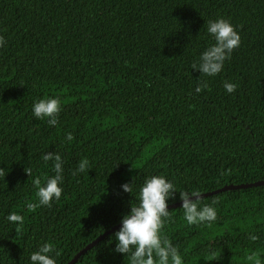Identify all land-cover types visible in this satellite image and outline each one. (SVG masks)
<instances>
[{"label": "trees", "instance_id": "16d2710c", "mask_svg": "<svg viewBox=\"0 0 264 264\" xmlns=\"http://www.w3.org/2000/svg\"><path fill=\"white\" fill-rule=\"evenodd\" d=\"M218 18L240 46L207 77L190 65L214 43L206 27ZM0 36V264H30L44 242L67 263L120 223L151 175L176 185L169 204L179 191L264 181V0H0ZM48 97L60 101L56 126L32 116ZM46 152L64 160L63 192L29 210L33 181L54 174ZM84 158L89 170L73 176ZM212 201L211 225L168 207L162 234L183 264H264V184L200 197ZM13 212L22 225L7 221ZM119 227L72 264H127L114 251Z\"/></svg>", "mask_w": 264, "mask_h": 264}, {"label": "clouds", "instance_id": "9594fccd", "mask_svg": "<svg viewBox=\"0 0 264 264\" xmlns=\"http://www.w3.org/2000/svg\"><path fill=\"white\" fill-rule=\"evenodd\" d=\"M206 33L214 43L209 44L190 67L194 71L198 70L199 74L215 77L223 70L225 61L231 57L232 52L240 46V35L230 21L224 18L208 21ZM5 45L4 37L0 36V47ZM204 87H207L206 83L198 85L195 92L200 93ZM223 88L227 94H232L237 85L225 81ZM60 111V101L53 97L35 100L31 106L32 116L37 120L46 119L47 124L51 126H56ZM73 139L71 132L65 133V142L70 143ZM42 160L45 163L52 161L51 168L54 174L47 177L43 185L39 179L33 181L37 188L35 193L37 201L26 203L29 210L40 206L50 207L52 203L60 200L63 192L64 160L61 155L57 152H46L42 155ZM87 170L89 162L84 158L72 170V175L76 176ZM120 188L129 194L133 192L132 182L121 184ZM175 193L176 185L163 175L146 177L139 186L136 202L130 204L129 211L121 217L120 227L114 234V251L124 254L127 264H183L177 247L162 234L165 222L171 219L168 207ZM178 193L183 219L188 225H211L217 221V211L213 206L216 201L202 205L200 192L197 190ZM6 219L17 226L24 222V217L15 212L7 215ZM250 238L255 239L254 236ZM53 253V244L44 242L30 254V264H56ZM249 259L253 257L250 256Z\"/></svg>", "mask_w": 264, "mask_h": 264}, {"label": "water", "instance_id": "95a60500", "mask_svg": "<svg viewBox=\"0 0 264 264\" xmlns=\"http://www.w3.org/2000/svg\"><path fill=\"white\" fill-rule=\"evenodd\" d=\"M264 184V181H255L252 183H248V184H229V185H224L221 188H218L216 190H213L212 192H207V193H201L200 197L204 196V195H208L214 192H218V191H222V190H226V189H230V188H239V187H245V186H253V185H261ZM181 204V201L175 202L173 204H169V207H175ZM120 223H118L117 225L113 226L112 228H110L108 231H105L104 233L100 234L98 237H96L94 240H92L91 242H89L88 244H86L80 251H78L76 253V255L67 263L65 264H72L76 261V259L83 254L87 249H89L91 246H93L96 242H98L100 239H102L106 234H108L109 232L113 231L115 228L119 227Z\"/></svg>", "mask_w": 264, "mask_h": 264}]
</instances>
